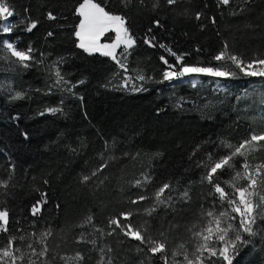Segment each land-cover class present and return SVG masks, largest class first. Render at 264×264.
Wrapping results in <instances>:
<instances>
[{
	"label": "trees",
	"instance_id": "obj_1",
	"mask_svg": "<svg viewBox=\"0 0 264 264\" xmlns=\"http://www.w3.org/2000/svg\"><path fill=\"white\" fill-rule=\"evenodd\" d=\"M103 2L108 10L127 16V26L137 37L128 58L130 74H134L133 69H140L158 79L164 68L159 57L163 55L174 62L164 49L147 46L143 42L146 34L177 53H191L186 58L189 63L207 62L221 48L223 40L233 53L246 60L264 56V0H253L243 12L238 11L244 7L242 0L219 7L216 0H178L171 7L159 0L156 8L155 0H143V5L138 0ZM10 3L16 11L12 21L19 27L10 36L0 33V41L14 40L19 48L31 44L45 53L44 65L27 69L0 59V85L4 86L0 89V180H8L9 162L15 165L7 188L0 187V209L9 211L10 231L22 227L25 233L35 231L38 237L50 227L49 264H108L109 259L112 264H161L157 258L146 255V249L137 251L138 242L119 233L101 236L94 232L92 224L80 225L91 215L93 224L106 233L109 218L138 208L139 213L132 218L134 227H147L156 238H161L159 233L163 231L169 250L186 243L188 229L199 219L201 204L207 207V188L200 185V170L192 166L189 156L196 145L204 146L213 140L237 144L254 131V123L242 115L237 102L243 87L263 79L240 77L231 80L232 85L224 91H215L206 81L195 89L187 83L171 87L167 82H149L146 92L121 90L120 71L109 58L89 55L75 45L71 32L78 22L73 15L78 0ZM48 11H53L58 19L47 20ZM196 12L203 13L200 21L194 19ZM212 16L216 17L215 24L210 22ZM154 19H159L162 27H155ZM21 20L24 24H20ZM32 20L39 21L38 27L31 33L24 31ZM150 27L152 32L148 33ZM50 30L54 37L46 36ZM196 48L202 51L196 52ZM57 61L66 81H84L73 89L75 95L53 88L55 76L46 66ZM9 86L12 92L7 91ZM17 91L23 92L24 98L10 100V95ZM55 106H61L63 112L40 115L44 109ZM15 116L19 119H13ZM102 155L104 159L110 155L116 158L109 160V168L105 169L107 179L103 184L83 186L79 176L89 174L101 162ZM248 162L253 168L264 165V147L250 153ZM143 175L152 179V184L147 185L150 197L163 182L179 181V187H184L191 180L192 198L187 204L174 199L175 211L159 208L148 216L145 209L152 206L151 199L135 206L129 202L141 191L132 184ZM260 188L264 189V185ZM44 193L48 202L42 216L33 218L29 215L30 206ZM33 219L34 228L30 223ZM257 225L264 230V220L258 219ZM82 232L89 241L96 239V245L77 242ZM100 248L105 249L103 254ZM109 248L111 252L107 251ZM77 253L83 256L82 261L75 258ZM233 264H264V235L252 237Z\"/></svg>",
	"mask_w": 264,
	"mask_h": 264
},
{
	"label": "snow or ice",
	"instance_id": "obj_2",
	"mask_svg": "<svg viewBox=\"0 0 264 264\" xmlns=\"http://www.w3.org/2000/svg\"><path fill=\"white\" fill-rule=\"evenodd\" d=\"M121 2L124 3V0ZM138 2L143 5V0H138ZM164 2L171 7L176 5L178 0H164ZM216 2L219 7L220 5H229L233 0H216ZM242 3L244 7L238 9L240 12L250 7L253 0H242ZM158 6L159 0H155L153 8ZM27 11L28 9L25 8L26 13ZM232 14L235 15L236 12ZM15 15L16 11L10 0H0V33L10 36L14 28L19 27L11 20ZM73 15L78 18V22L75 23L71 32L76 47L89 55L99 54L109 58L120 71L119 88L121 90L134 93L146 92L149 90L146 86L149 82L161 84L167 82L171 87H175L176 82L180 84L187 82L195 89L201 84V78L206 77L217 83L216 90L220 91L226 89V84L220 82L240 77L264 79V56H254L246 60L233 53L226 40L222 41L221 48L212 54L207 62L189 63L186 58L191 53H177L164 43L157 44L155 37L148 34L143 38V42L149 47L164 49L174 58V62H170L163 55L159 57L164 68L158 79L152 75H145L140 69H133L134 74H130L128 58L137 44V37L127 26V16L108 10L103 0L101 2L78 0L73 9ZM202 16V12H196L194 19L200 21ZM46 19L56 21L58 17L53 11H48ZM210 22L215 24L216 17L212 16ZM152 23L157 28L162 27L159 19H154ZM20 24H24V20H21ZM38 24L39 21L32 20L24 28V31L31 33L38 27ZM201 28H204L203 24H201ZM151 32L152 28L150 27L148 33ZM109 33L114 35L109 36ZM46 36L51 38L55 36V33L50 30ZM18 39L19 37H17ZM195 51L201 52L202 49L196 48ZM0 53H2L0 59L10 60L13 65L25 69L45 63V53L34 48L31 44L26 48H19L16 41L3 40L0 41ZM58 63L59 61L46 66L53 70L55 76L53 88H59L75 95L73 89L79 84H83L84 81L80 80L75 84L66 81L57 67ZM3 87L0 85V89ZM7 91L12 92L10 86ZM51 91L52 88L49 89V92ZM23 98L24 93L19 91L9 97L10 100ZM79 98L83 100V97ZM180 99L183 101V98ZM62 104L63 101H61ZM177 106L182 107V104L178 103ZM58 112H63L61 106L48 107L40 115ZM13 119L18 120L19 117L15 116ZM23 135L27 139V133ZM104 145L105 151H107V140L104 141ZM202 147L203 152H200ZM260 147H264V132L257 133L255 131L237 144L213 140L205 142L204 146H194L189 160L193 167L200 170V185L207 188L204 193L207 207L201 204L198 221L188 229V240L173 250H169L163 231L159 233L161 238H156L150 234L147 227L133 226L132 218L139 213L138 208L135 211H121L117 216L109 218L106 233L103 228H97L93 224L91 215L84 218L80 227L92 224L94 232H99L101 236L105 234L113 236L119 233L123 238L138 242L137 251L144 252L146 249V255L150 254L151 257L157 258L161 264H233L240 249L251 243L252 237L264 235V230L259 229L257 225L258 219L264 220V194H262L264 189L260 188L261 185H264V179H262L264 165H256L253 169L248 162L249 154L257 151ZM217 149L223 151H217ZM198 152L200 155H197ZM124 155L128 156V153H124ZM114 159L116 158L111 155L104 159L102 155L101 162L89 174L79 176V182L85 187L103 184L107 179L105 169L109 168V160ZM237 163H239V169H237ZM8 171L10 173L8 180H10L11 173L15 171V165L9 162ZM226 176H230V179L223 178ZM8 180H0V187L7 188ZM242 181L244 183H241ZM44 183L46 184L47 181ZM192 183L189 180L184 187H179V181L163 182L150 197L147 194V185L152 184V179L148 175H143L141 179H136L132 184L133 188L141 191L129 202L135 206L151 199L152 206L145 209L148 216H152L159 208L175 211L174 199L184 204L191 200L189 187ZM166 192L167 196L164 195ZM46 197L47 194L44 193L41 199L30 206L29 215L31 217L42 216L44 205L48 202ZM55 207L58 210L59 204H56ZM19 223V220L15 221L16 225ZM30 223L34 228L36 220L33 219ZM0 234H4L0 237V264H49L47 238L51 235L50 227L41 232L38 237L35 231L25 233L22 227H15L13 231H10V214L4 208L0 210ZM77 242H88L92 245L97 243L94 238L89 241L83 232L80 233ZM99 251L103 254L105 249L100 248ZM107 251L111 252V249L109 248ZM177 257L181 259L178 260ZM75 258L79 261L83 260V256L79 253ZM52 259H55V256ZM61 259L65 258L61 257ZM108 264H112L111 259L108 260Z\"/></svg>",
	"mask_w": 264,
	"mask_h": 264
},
{
	"label": "rangeland",
	"instance_id": "obj_3",
	"mask_svg": "<svg viewBox=\"0 0 264 264\" xmlns=\"http://www.w3.org/2000/svg\"><path fill=\"white\" fill-rule=\"evenodd\" d=\"M108 35L112 36L114 34L109 33ZM4 40H9V39L5 38ZM263 80H260V82H257L252 85L249 84L247 85V87L246 86L243 87L240 93L241 97L237 102L239 111L240 112L242 111L241 112L242 115L243 116L245 115L251 122L254 123L252 127L254 128V131L257 133L264 132V81ZM203 81H206L207 84L211 83V88L217 91L216 90L217 83H214L211 79L206 77L201 78V83ZM177 83L178 82H176L175 84ZM220 83L226 84V89H227L229 86L232 85L233 82L231 80H228ZM226 89H222L220 91H224Z\"/></svg>",
	"mask_w": 264,
	"mask_h": 264
}]
</instances>
